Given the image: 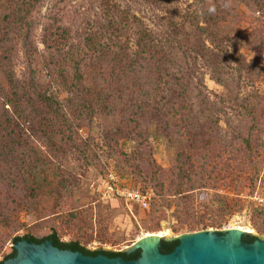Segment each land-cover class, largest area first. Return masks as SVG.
Wrapping results in <instances>:
<instances>
[{
  "label": "rangeland",
  "instance_id": "1",
  "mask_svg": "<svg viewBox=\"0 0 264 264\" xmlns=\"http://www.w3.org/2000/svg\"><path fill=\"white\" fill-rule=\"evenodd\" d=\"M233 228L264 237V0H0V262Z\"/></svg>",
  "mask_w": 264,
  "mask_h": 264
},
{
  "label": "water",
  "instance_id": "2",
  "mask_svg": "<svg viewBox=\"0 0 264 264\" xmlns=\"http://www.w3.org/2000/svg\"><path fill=\"white\" fill-rule=\"evenodd\" d=\"M247 236L256 240L246 242ZM179 241L171 253H163V241ZM16 256L3 264H264V237L236 228L223 232L202 231L166 240L149 235L122 253L140 252L138 259L90 256L80 251L61 249L53 241L40 244L24 239L14 243Z\"/></svg>",
  "mask_w": 264,
  "mask_h": 264
},
{
  "label": "trees",
  "instance_id": "3",
  "mask_svg": "<svg viewBox=\"0 0 264 264\" xmlns=\"http://www.w3.org/2000/svg\"><path fill=\"white\" fill-rule=\"evenodd\" d=\"M37 1L38 0H36V2ZM49 42H50V37H49V40L47 39L44 42L45 46L47 45L49 47L50 46ZM23 48H24V51H25L26 58L28 60L32 61L33 58L35 57L36 53H37L36 52L37 48H35V49L33 48V45H32V42H31V36L29 34L28 29H27L25 37L23 39ZM6 79L8 80V85H10V86L13 85L14 86V80H13V77H12L11 74H7L6 75ZM15 95L18 96L19 94L15 93ZM8 102H12V101H10V99H9ZM245 238H246L248 243H252V242H254L256 240V238L253 237V236H247ZM24 239L30 240L31 242H34V243H37V244H40V243H42V242H44L46 240H51V241H53L55 246H57V247H59L61 249H70V250H73V251H80L83 254L90 255V256H97L99 254H104V255H107L108 257H111V258H113V257H124L126 260L138 259L139 256H140V252L139 251L136 252V253H131V254L122 253V252L115 253V252H106V251H94V252L93 251H89L85 247L81 246L78 241H71V242H63V241H61L56 232H54L51 235H49L47 237H44V238H38V237H35L33 235H26L24 237H15L14 238V243H16L18 241H21V240H24ZM178 244H179L178 240L171 241V242L170 241H163L162 245H161V251L163 253H171ZM15 256H16V250L13 248L12 253L7 255L5 257V259H4V261H1L0 264H3L6 260L12 259Z\"/></svg>",
  "mask_w": 264,
  "mask_h": 264
},
{
  "label": "built area",
  "instance_id": "4",
  "mask_svg": "<svg viewBox=\"0 0 264 264\" xmlns=\"http://www.w3.org/2000/svg\"><path fill=\"white\" fill-rule=\"evenodd\" d=\"M118 184H119V179L113 173L109 174L103 180V185L100 192L102 193V197L104 200L106 201L110 200L118 194L120 196L122 195L127 197L126 199L129 201L137 202L144 206L148 205L147 197L145 195L131 188L122 189Z\"/></svg>",
  "mask_w": 264,
  "mask_h": 264
},
{
  "label": "bare ground",
  "instance_id": "5",
  "mask_svg": "<svg viewBox=\"0 0 264 264\" xmlns=\"http://www.w3.org/2000/svg\"><path fill=\"white\" fill-rule=\"evenodd\" d=\"M237 231H241V228H237ZM149 235H160L161 237H165L166 236V233H158V234H148L146 235L145 237L149 236Z\"/></svg>",
  "mask_w": 264,
  "mask_h": 264
},
{
  "label": "flooded vegetation",
  "instance_id": "6",
  "mask_svg": "<svg viewBox=\"0 0 264 264\" xmlns=\"http://www.w3.org/2000/svg\"><path fill=\"white\" fill-rule=\"evenodd\" d=\"M244 240L247 242L246 238H245ZM139 257H140V256H139Z\"/></svg>",
  "mask_w": 264,
  "mask_h": 264
}]
</instances>
